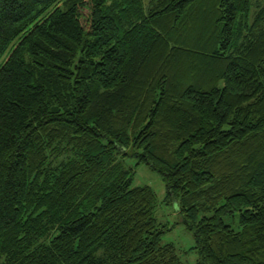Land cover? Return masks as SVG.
Wrapping results in <instances>:
<instances>
[{"label":"trees","instance_id":"1","mask_svg":"<svg viewBox=\"0 0 264 264\" xmlns=\"http://www.w3.org/2000/svg\"><path fill=\"white\" fill-rule=\"evenodd\" d=\"M131 157L264 264V0H0V264H182Z\"/></svg>","mask_w":264,"mask_h":264},{"label":"rangeland","instance_id":"2","mask_svg":"<svg viewBox=\"0 0 264 264\" xmlns=\"http://www.w3.org/2000/svg\"><path fill=\"white\" fill-rule=\"evenodd\" d=\"M145 8H148L149 0H143ZM131 152H129L130 154ZM125 166L133 170V187H150L156 197L157 206L155 208V219L159 226L166 228L161 237L163 245L172 244L182 264H199V255L194 249V238L182 224V217L178 210L176 202L166 201V186L161 177L145 165H136V159L126 158ZM227 224H232V220L225 219ZM237 225H233L236 229Z\"/></svg>","mask_w":264,"mask_h":264}]
</instances>
